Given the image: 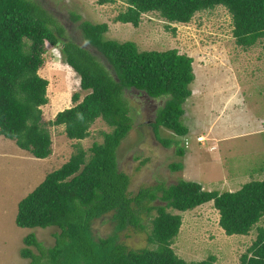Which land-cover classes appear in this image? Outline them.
Here are the masks:
<instances>
[{
    "label": "trees",
    "instance_id": "trees-1",
    "mask_svg": "<svg viewBox=\"0 0 264 264\" xmlns=\"http://www.w3.org/2000/svg\"><path fill=\"white\" fill-rule=\"evenodd\" d=\"M114 1L125 4L114 21L137 27L142 14L153 11L173 33L171 24L187 23L196 12L223 6L231 15L237 45L246 48L264 39V0H98ZM80 19L72 13V22ZM78 27L85 46L67 38L63 25L37 1L0 0V135L35 158L51 154L50 133L41 119L48 80L38 73L46 43L61 45L63 62L79 76L80 91L85 92L82 97L80 91L72 92V105L46 124L62 125L66 137L75 141L89 135L97 118L111 127L101 132L102 141L91 145L89 155L81 144H74L69 159L18 202V227L55 228L51 246L33 233L24 236L20 255L29 264H189L172 247L182 224L180 213L209 201L227 236L249 234L264 216V179L223 192L179 179L132 193L130 176L118 166V148L133 124L125 96L132 89L150 98H165L150 124L153 136L165 148L174 146L178 156L186 154L187 141L183 146L179 138L189 133L182 116L195 79L193 58L175 48L140 51L132 41L105 39L107 23L82 20ZM161 127L172 136H162ZM170 169L179 171L183 163L173 162ZM157 200L163 204H154ZM106 215L113 231L105 237L94 235L92 222ZM126 229L145 231L148 245L129 248L119 234ZM214 261L210 255L193 264ZM239 264H264V227H257L256 239Z\"/></svg>",
    "mask_w": 264,
    "mask_h": 264
},
{
    "label": "rangeland",
    "instance_id": "rangeland-1",
    "mask_svg": "<svg viewBox=\"0 0 264 264\" xmlns=\"http://www.w3.org/2000/svg\"><path fill=\"white\" fill-rule=\"evenodd\" d=\"M35 1L57 18L67 38L82 46L85 43L78 24L86 20L107 23L105 39L132 41L140 51L175 48L193 58L195 79L190 84L192 94L183 104L182 116L189 133L179 138L183 146L187 141L183 157L177 155L174 146L163 147L152 133L150 124L165 98H150L134 89L125 91L133 124L121 141L117 160L119 169L130 176L129 192L179 179L197 181L206 190L235 191L246 182L264 179V39L246 48L237 45L232 36V18L225 7L196 12L187 23H173V33L165 29L167 21L153 11L142 14L137 27L114 21L125 8L121 1L104 4L98 0ZM72 13L79 14L81 19L72 22ZM60 47L45 44V62L38 70L48 80L49 99L41 106V119L50 133L51 154L43 159L27 151L13 156L22 149L0 135V264H29V259L20 255L27 234L33 233L46 246L54 243V227L16 225L18 202L45 174L69 159L74 144H81L89 155L91 145L102 141L101 132L111 130L97 118L89 128V135L75 141L66 137L62 125L46 124L57 112L72 105L69 100L72 92L80 91L79 76L59 57ZM84 93L80 91L81 97ZM160 134L172 136L163 127ZM198 136L202 138L200 142L196 141ZM173 162L183 163V169L172 171ZM154 204L163 202L157 200ZM180 214L182 224L172 247L189 264L210 255L215 257L213 264H239L242 253L256 239L257 227H264L263 216L249 234L227 236L218 224L219 213L212 201ZM149 227L147 220L146 231ZM92 228L94 235L100 237L113 231L108 215L94 220ZM119 234L120 240L131 249L148 245L145 231L126 229Z\"/></svg>",
    "mask_w": 264,
    "mask_h": 264
},
{
    "label": "clouds",
    "instance_id": "clouds-1",
    "mask_svg": "<svg viewBox=\"0 0 264 264\" xmlns=\"http://www.w3.org/2000/svg\"><path fill=\"white\" fill-rule=\"evenodd\" d=\"M55 46H56V45H55ZM60 54H61V53H60ZM60 54H59V57L61 56ZM44 62H45V61H44ZM44 62H43V64H44ZM63 63L66 64L65 62H63ZM43 64H42V65H43ZM42 65H41L40 67H42ZM66 65H68V64H66ZM68 66H69V65H68ZM69 67H70V66H69ZM39 69H40V68H39ZM39 69H38V70H39ZM78 84H79V83H78ZM71 94H72V93H71ZM71 94H70V96H69V100H70V102H71ZM48 99H49V98H48ZM71 104H72V102H71ZM66 108H68V107H66ZM198 137H201V136H198ZM198 137H196V140H197L198 142H200L201 140H198ZM175 182H176V181H175ZM244 236H245V235H244Z\"/></svg>",
    "mask_w": 264,
    "mask_h": 264
},
{
    "label": "crops",
    "instance_id": "crops-1",
    "mask_svg": "<svg viewBox=\"0 0 264 264\" xmlns=\"http://www.w3.org/2000/svg\"><path fill=\"white\" fill-rule=\"evenodd\" d=\"M231 99H233V98H231ZM234 100V99H233ZM67 107H69V105L67 106ZM23 152H25V150H19V152H17V153H15L13 156H15L16 154H20V153H23ZM28 152V151H27ZM37 159H39V158H37ZM46 175V174H45ZM45 177V176H44ZM43 177V178H44ZM42 178V179H43ZM42 181V180H41ZM40 183V182H39Z\"/></svg>",
    "mask_w": 264,
    "mask_h": 264
},
{
    "label": "built area",
    "instance_id": "built-area-1",
    "mask_svg": "<svg viewBox=\"0 0 264 264\" xmlns=\"http://www.w3.org/2000/svg\"><path fill=\"white\" fill-rule=\"evenodd\" d=\"M198 140H201V137H198Z\"/></svg>",
    "mask_w": 264,
    "mask_h": 264
},
{
    "label": "bare ground",
    "instance_id": "bare-ground-1",
    "mask_svg": "<svg viewBox=\"0 0 264 264\" xmlns=\"http://www.w3.org/2000/svg\"><path fill=\"white\" fill-rule=\"evenodd\" d=\"M202 139V138H201Z\"/></svg>",
    "mask_w": 264,
    "mask_h": 264
}]
</instances>
